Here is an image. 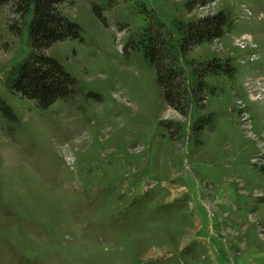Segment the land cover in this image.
Returning a JSON list of instances; mask_svg holds the SVG:
<instances>
[{"label":"rangeland","instance_id":"obj_1","mask_svg":"<svg viewBox=\"0 0 264 264\" xmlns=\"http://www.w3.org/2000/svg\"><path fill=\"white\" fill-rule=\"evenodd\" d=\"M140 2L174 38L178 21L229 14L222 36L181 63L188 82L189 59L217 57L235 71L207 75L215 94L186 116L165 104L140 51H121L145 24ZM185 2L65 0L83 40L45 53L83 93L45 109L3 87L29 47L0 5V97L17 118L0 114V264H264V0ZM209 113L213 130L192 134Z\"/></svg>","mask_w":264,"mask_h":264},{"label":"trees","instance_id":"obj_2","mask_svg":"<svg viewBox=\"0 0 264 264\" xmlns=\"http://www.w3.org/2000/svg\"><path fill=\"white\" fill-rule=\"evenodd\" d=\"M65 0H0L12 16L7 28L15 35H27L29 47L26 55L13 64L3 79V87L11 93L33 100L36 107L45 109L58 100H70L83 93L78 80L54 57L45 53L53 43L66 39L82 41L80 26L69 19L60 9ZM135 1V0H134ZM214 0H186L185 7L205 6ZM138 12L144 17L136 37L129 36L121 47L123 55L140 51L145 62L155 72L165 104L186 116L192 104L199 107L206 95H214L216 88L207 84V75H231L235 68L228 60L217 57L205 60L189 59L186 64L191 70V81L185 76L181 60L197 44L220 38L223 29L230 23L225 10L208 13L202 17L175 23L177 37L161 21L152 8L139 3ZM92 12L106 25L105 17L98 5ZM16 20L14 22V19ZM86 97L96 101L102 99L97 93L87 92ZM0 114L9 121H17L11 107L0 97ZM213 114L199 115L191 125L192 134L199 135L203 129L213 130ZM170 130V129H169ZM169 136L174 134L169 131Z\"/></svg>","mask_w":264,"mask_h":264}]
</instances>
